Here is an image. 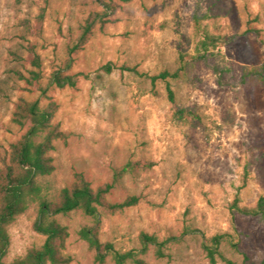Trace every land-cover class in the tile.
<instances>
[{
  "label": "rangeland",
  "instance_id": "rangeland-1",
  "mask_svg": "<svg viewBox=\"0 0 264 264\" xmlns=\"http://www.w3.org/2000/svg\"><path fill=\"white\" fill-rule=\"evenodd\" d=\"M103 10L97 0H0V80L12 81L14 52L27 63L34 46L43 58V84L59 104L54 122L67 135L55 142L54 172L39 178L44 194L53 198L77 173L97 188L112 181L116 168L139 164L108 195L112 202L136 195V205L100 211L97 218L82 210L56 215L69 230L71 264H114L111 253L104 263L97 260L80 234L85 227L115 250L135 251L142 264H212L204 244L216 235L227 258L263 264L264 219L239 212L235 203L252 206L264 195V85L239 82L244 66L264 65V0L119 2L85 47L70 52L85 19ZM196 11L222 37L210 62L230 71L225 85L205 63L194 79L171 81L178 105L198 114L183 121L174 115L166 84L153 89L147 75L175 70L181 54L196 52ZM109 62L111 72L103 68ZM57 69L82 73L77 86L50 84ZM27 86L19 81L8 96L0 94V152L28 128L11 122L18 98L48 101L37 85ZM39 208L32 204L10 225L6 262L43 244L45 235L35 229ZM143 233L156 241L143 240Z\"/></svg>",
  "mask_w": 264,
  "mask_h": 264
},
{
  "label": "trees",
  "instance_id": "trees-1",
  "mask_svg": "<svg viewBox=\"0 0 264 264\" xmlns=\"http://www.w3.org/2000/svg\"><path fill=\"white\" fill-rule=\"evenodd\" d=\"M97 1L104 6V10L93 12L85 19L79 36L69 48L70 52L76 53L85 47L97 25L102 28L110 21L105 17L115 13L119 2L132 0ZM206 17V14H200L198 11L193 15L195 28L200 34L194 54H181L179 66L175 70L165 69L156 74L147 75L153 89L159 82L166 84L167 98L174 105V115L183 121H193L198 114L192 107L178 105L177 94L171 81L194 79L198 64L205 63L217 75V82L225 85L227 73L230 71L229 68L210 62L222 37L211 33L203 26V20L207 19ZM28 51L27 63L22 54L14 52L18 60L17 67L13 69L12 81L10 79L0 80V94L8 96L19 81H24L29 89L37 85L48 101L42 103L39 98L28 99L20 96L14 104L12 124L21 128L28 125V128L21 138L10 144L8 150L0 152V264H71V256L65 253L69 230L56 218V215L82 210L86 215L97 218L100 211L115 213L136 205L139 202V197L136 195H130L119 202L110 201L108 195L126 174L135 172L139 164L130 161L116 168L112 181L97 188H93L83 173H77L74 181L62 188L53 198L44 194L39 178L49 176L54 172L55 158L52 152L56 148L55 142L59 139H66L67 135L61 129L60 124L54 122L59 104L49 95V85L43 84L45 77L43 58L34 46L29 47ZM113 67L111 62L103 66L107 72H111ZM122 69L137 71L131 66H123ZM80 74L82 73H70L57 69L52 73L50 84L59 88L76 87ZM252 81L264 85L263 64L243 67L239 82L246 85ZM152 165L153 163L149 162L147 167ZM34 203L40 206L35 229L44 234L46 238L42 245L32 247L26 254L16 257L11 262H6L5 258L11 246L10 225ZM235 208L245 215L264 219V195H261L252 206H240L236 202ZM80 234L91 247L96 249V258L101 263L105 262L107 253H111L114 264L143 263L135 251L115 250L110 243L102 242L97 230L85 227ZM142 238L156 241L147 233H143ZM221 239L222 235H216L212 237L211 243L204 244L211 263L217 264L216 256L220 255L226 264H237L220 250ZM158 253L163 254L161 248L158 249Z\"/></svg>",
  "mask_w": 264,
  "mask_h": 264
}]
</instances>
